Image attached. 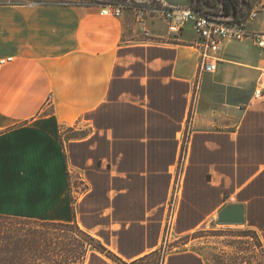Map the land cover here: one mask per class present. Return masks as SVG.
Instances as JSON below:
<instances>
[{"label": "crops", "instance_id": "obj_1", "mask_svg": "<svg viewBox=\"0 0 264 264\" xmlns=\"http://www.w3.org/2000/svg\"><path fill=\"white\" fill-rule=\"evenodd\" d=\"M248 32L264 35V0ZM101 8L0 5V214L76 223L105 251L86 264H208L168 254L162 221L178 143L197 90L193 138L174 239L243 207L264 245V48L226 42L200 71L192 26L152 36ZM198 85V86H197ZM74 173V182L71 179Z\"/></svg>", "mask_w": 264, "mask_h": 264}, {"label": "built area", "instance_id": "obj_2", "mask_svg": "<svg viewBox=\"0 0 264 264\" xmlns=\"http://www.w3.org/2000/svg\"><path fill=\"white\" fill-rule=\"evenodd\" d=\"M128 5L110 4L103 6L101 14L119 18L124 14ZM132 7V5H129ZM138 29L148 38L152 36L148 27L149 20L162 19L171 37H179L187 26H192L199 39L200 71L213 73L217 69V54L223 44L231 41H242L252 38L255 43L264 48V35H253L248 32V24L259 15L255 7L246 17L233 19L222 15L213 16L191 4L188 7H173L162 0H150L147 4L134 8ZM14 61L13 57H0V71ZM198 86V85H197ZM197 90L195 88L192 104L186 119V128L178 143V156L171 173L169 197L166 202V214L162 221L165 240L174 232L177 215L185 188L186 169L189 163L193 138L192 117L196 113ZM264 98V82H261L255 91V100Z\"/></svg>", "mask_w": 264, "mask_h": 264}, {"label": "trees", "instance_id": "obj_3", "mask_svg": "<svg viewBox=\"0 0 264 264\" xmlns=\"http://www.w3.org/2000/svg\"><path fill=\"white\" fill-rule=\"evenodd\" d=\"M258 2L259 0H193L192 4L213 16L222 15L240 19L246 17ZM4 4L0 3V5ZM41 4L94 7L92 3L84 1H56ZM209 8H216L218 13L211 12ZM0 219L16 222L8 231H2L0 226V264H57V259L62 258V255L68 264L85 255L87 244L81 237L76 236H86L85 233L88 232L76 223L39 221L3 214H0ZM27 222H33L37 227L36 230H27L29 224ZM17 226L22 227L18 229ZM63 239L66 242L63 243ZM98 243L101 246L98 251H105L104 246L99 241Z\"/></svg>", "mask_w": 264, "mask_h": 264}, {"label": "rangeland", "instance_id": "obj_4", "mask_svg": "<svg viewBox=\"0 0 264 264\" xmlns=\"http://www.w3.org/2000/svg\"><path fill=\"white\" fill-rule=\"evenodd\" d=\"M64 2L84 1L92 3L94 7L102 8L110 4H124L128 5L124 12L128 15L132 29H138L134 7L138 5L147 4L150 0H0V3L5 4H25V3H49V2ZM129 5H132L129 6ZM211 12L218 13L216 8H209ZM140 33V30L138 29ZM71 179L74 182V173H71ZM29 223L26 229L36 230L33 222ZM16 224L15 220L0 219V226L2 231L11 230L12 226ZM22 226H17L20 229ZM86 236H76L82 239L85 244V255L80 256L75 261L68 264H86L87 258L93 252L100 250V245L97 238L85 233ZM72 236V235H71ZM168 247L166 252L168 254L184 250H194L201 253L208 264H264V245L261 243L258 236L242 227L221 225L217 219L211 220L201 226L197 231L180 239H174L173 236H167ZM66 242L63 239V243ZM57 264H66L64 255L57 259ZM153 263L158 264L160 257H153Z\"/></svg>", "mask_w": 264, "mask_h": 264}, {"label": "water", "instance_id": "obj_5", "mask_svg": "<svg viewBox=\"0 0 264 264\" xmlns=\"http://www.w3.org/2000/svg\"><path fill=\"white\" fill-rule=\"evenodd\" d=\"M173 7H188L193 0H162ZM217 221L221 225H243L244 214L242 206H228L218 216Z\"/></svg>", "mask_w": 264, "mask_h": 264}]
</instances>
